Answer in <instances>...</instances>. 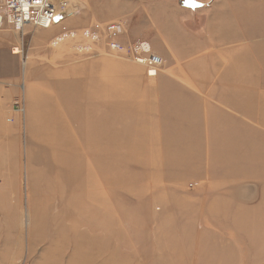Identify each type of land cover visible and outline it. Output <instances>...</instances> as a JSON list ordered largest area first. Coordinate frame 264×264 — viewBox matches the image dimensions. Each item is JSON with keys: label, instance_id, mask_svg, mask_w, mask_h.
I'll return each mask as SVG.
<instances>
[{"label": "rangeland", "instance_id": "1", "mask_svg": "<svg viewBox=\"0 0 264 264\" xmlns=\"http://www.w3.org/2000/svg\"><path fill=\"white\" fill-rule=\"evenodd\" d=\"M68 2L0 25V264H264V0L151 41L127 0Z\"/></svg>", "mask_w": 264, "mask_h": 264}, {"label": "built area", "instance_id": "2", "mask_svg": "<svg viewBox=\"0 0 264 264\" xmlns=\"http://www.w3.org/2000/svg\"><path fill=\"white\" fill-rule=\"evenodd\" d=\"M68 3V0H0V25L6 22L15 31H21L27 25L47 30L54 25L58 15L70 9ZM94 28L98 29L99 26ZM104 30L111 38L110 48L125 52L124 47L114 40L123 33V27L120 24H110ZM93 34L85 31L83 36L89 37ZM130 53L134 62L146 69L148 77L157 76L163 62L158 56L151 54L148 44L134 43L130 47Z\"/></svg>", "mask_w": 264, "mask_h": 264}, {"label": "crops", "instance_id": "3", "mask_svg": "<svg viewBox=\"0 0 264 264\" xmlns=\"http://www.w3.org/2000/svg\"><path fill=\"white\" fill-rule=\"evenodd\" d=\"M127 1L132 4L134 10L138 8L140 13L139 21L142 26L140 27L141 33L139 35L134 36V38H140L148 41H151L152 38L164 40L171 39V36L168 35V33H170L169 30L160 27L161 24H163L164 22H169L173 25L183 21H190V19L185 20V18L189 17V14H197L198 12L203 11L205 6H208V4L205 5L204 0ZM193 8H195V10H192ZM131 14H134V11H132ZM153 24H159V27H156L157 35L155 37H151V25Z\"/></svg>", "mask_w": 264, "mask_h": 264}, {"label": "water", "instance_id": "4", "mask_svg": "<svg viewBox=\"0 0 264 264\" xmlns=\"http://www.w3.org/2000/svg\"><path fill=\"white\" fill-rule=\"evenodd\" d=\"M69 15H71V12L69 10H66L65 12L61 13L60 15H58L56 17V19L54 20V23L57 22V19L60 18V16L61 17H66V16H69Z\"/></svg>", "mask_w": 264, "mask_h": 264}, {"label": "bare ground", "instance_id": "5", "mask_svg": "<svg viewBox=\"0 0 264 264\" xmlns=\"http://www.w3.org/2000/svg\"><path fill=\"white\" fill-rule=\"evenodd\" d=\"M50 29H51V28H50ZM17 53H18V51H15V52H13V55H14V54H17Z\"/></svg>", "mask_w": 264, "mask_h": 264}]
</instances>
